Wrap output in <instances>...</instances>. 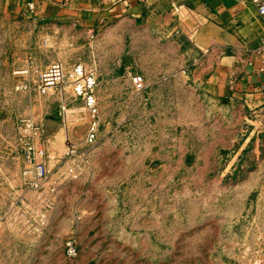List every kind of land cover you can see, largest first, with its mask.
<instances>
[{"label":"rangeland","instance_id":"374dc122","mask_svg":"<svg viewBox=\"0 0 264 264\" xmlns=\"http://www.w3.org/2000/svg\"><path fill=\"white\" fill-rule=\"evenodd\" d=\"M106 12L0 16V264H264V111L207 93L185 36ZM53 61L96 79L89 148L71 80L34 90ZM28 121L46 152L39 182L23 174Z\"/></svg>","mask_w":264,"mask_h":264},{"label":"crops","instance_id":"0c3cea01","mask_svg":"<svg viewBox=\"0 0 264 264\" xmlns=\"http://www.w3.org/2000/svg\"><path fill=\"white\" fill-rule=\"evenodd\" d=\"M29 1L37 5L33 16L74 24L104 10L122 11L135 20L147 16L146 29L153 19L156 29L174 31V41L180 43L185 36L194 47V73L207 93L241 99L264 111V23L246 0H0V16L22 19ZM178 6L188 11L186 18L168 15Z\"/></svg>","mask_w":264,"mask_h":264},{"label":"built area","instance_id":"2783aa9c","mask_svg":"<svg viewBox=\"0 0 264 264\" xmlns=\"http://www.w3.org/2000/svg\"><path fill=\"white\" fill-rule=\"evenodd\" d=\"M246 2L256 11L257 16L264 23V0H246ZM36 6L34 1L27 2L26 11L28 14H33L36 11ZM65 79L71 80L74 96L80 98L88 110L89 120L82 143L89 148L97 141L100 125L99 108L94 93L96 79L92 75L85 74L82 64H75L72 68L66 70L61 62L53 61L44 70L37 72L32 84L35 92L44 95ZM32 84L31 82H23L20 87L31 90ZM132 85L135 90L142 91L146 87L143 75L133 74ZM26 126L30 130V135L22 142L26 162L23 174L32 175L39 182L45 178L47 171L44 161L45 149L35 141L40 138L42 130L31 121H28ZM69 152L74 154L76 149L72 148Z\"/></svg>","mask_w":264,"mask_h":264}]
</instances>
